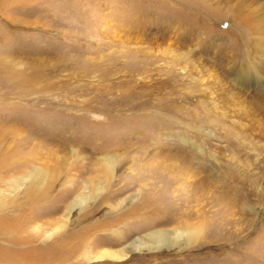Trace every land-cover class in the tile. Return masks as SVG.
<instances>
[{
	"label": "rangeland",
	"instance_id": "1",
	"mask_svg": "<svg viewBox=\"0 0 264 264\" xmlns=\"http://www.w3.org/2000/svg\"><path fill=\"white\" fill-rule=\"evenodd\" d=\"M263 2L0 0V154L14 159L8 179L28 177L21 188L28 194L38 169L47 178L57 172L53 206L61 208L53 217L90 195L55 237L103 222L95 254L160 229L197 234L191 244L119 261L80 255L59 264H264V82L239 77L255 52L243 16H260ZM111 155L113 169L103 162L92 172L93 160ZM171 159L190 163L184 180L172 185L155 169L150 194L145 178L133 185L148 165ZM96 174L105 184L99 192ZM179 184L184 198L173 191ZM143 199L152 201L151 215H143ZM55 241L13 247L16 264H44L61 249Z\"/></svg>",
	"mask_w": 264,
	"mask_h": 264
},
{
	"label": "bare ground",
	"instance_id": "2",
	"mask_svg": "<svg viewBox=\"0 0 264 264\" xmlns=\"http://www.w3.org/2000/svg\"><path fill=\"white\" fill-rule=\"evenodd\" d=\"M260 8H264V2L261 3ZM243 21H245L246 24L251 27L255 35L253 43L255 52L252 54V57L250 56L249 58V67H247L248 69L241 71L239 77L243 78L245 76L244 74L247 73L246 75L249 74L251 78L256 80V83L262 84L264 82V11L258 17L253 13H246L243 16ZM74 150L75 149L72 151ZM5 153L6 152L0 154V264L19 263L20 260L17 256L20 254V252L13 249V247L16 248L17 245L20 246L29 243L31 245L33 242L40 240L41 237H53V239H56L55 243L60 242L59 248H61L55 252L50 251L47 257L49 258L47 259L49 261L45 262L44 264H59L61 262H67L70 259L80 255L86 257L88 261L93 262L105 260L119 261L121 259L127 258L133 251H141L143 249L151 250L154 248H160L165 244L171 246V243L174 244L183 239L191 244L197 239L196 231L191 227L175 230L160 229L147 234L146 237H138L134 241H131L129 246L125 249L120 248L111 250L104 248L95 254H91L93 245L100 246L103 241H105L104 238H98L95 235L96 232L103 227V222L99 221L93 224H88L87 226L82 227L79 231H71L70 233L67 232L65 235L55 237V235H58V233H60L61 230L68 224L70 212L73 210V206L77 202L86 203V201L89 200L90 195L85 191L80 193L74 201L67 205L65 210L66 213L63 215V217H53L55 210L57 211L61 208V206H53L56 198V195L53 196V192L56 188L58 173L56 172L54 175L52 174V177L47 178V174L43 173L41 169H38V174H42V176H35L36 181H34L32 191H29L30 193L26 194L21 191V188L27 181L28 177L22 176L21 179H14L11 181L8 179L10 174L8 173L9 166L14 163V159ZM102 160L103 161H99L98 159L93 160V168L91 169L92 172L101 170L103 168L101 166L103 162L106 164V166L108 165V168L113 169L117 157L114 155L109 157L105 156L102 157ZM188 165H190L189 162L164 164V162L161 160L160 163L158 162L156 164L148 165L146 167V171H143L142 174L139 173V175L136 177V180L133 182V185L135 186L137 182L142 181V179L145 178L142 185L148 186L150 194V192H152L151 190L153 189V184H155L154 180L151 181L152 173L155 169L157 171L160 170L161 172H164V175L168 177L170 182H172V185H175L176 182L178 184V181H181V179L184 178L185 171L183 170L185 169V166ZM139 166L140 168H143L142 165ZM71 167L72 165L67 167L66 175L71 173ZM98 177L99 174H96L93 180L98 183L99 192L105 188V184L100 180H96ZM73 180H76V178ZM176 187L177 188L173 190L175 194L178 193L176 196L184 195V198L187 191L183 190V185L179 184L178 186L176 185ZM179 189L181 191L180 193L178 191ZM154 200L157 201V198ZM186 200L188 201V199ZM48 203L55 209L53 208V210L47 214L40 212L36 214L37 210L42 209L44 206H48ZM138 203L143 204V215L152 214L151 210H148V206L152 204V201L143 199L139 200ZM88 216L89 215L82 217L79 221L84 222L88 219ZM182 222L189 226L190 222L188 220H184ZM50 227V230H46ZM120 237L121 235H118L119 239Z\"/></svg>",
	"mask_w": 264,
	"mask_h": 264
}]
</instances>
